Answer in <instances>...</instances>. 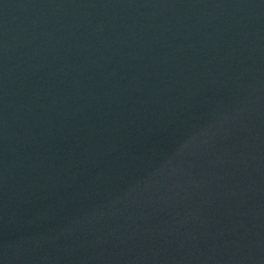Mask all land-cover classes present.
Returning a JSON list of instances; mask_svg holds the SVG:
<instances>
[{
  "label": "water",
  "instance_id": "water-1",
  "mask_svg": "<svg viewBox=\"0 0 264 264\" xmlns=\"http://www.w3.org/2000/svg\"><path fill=\"white\" fill-rule=\"evenodd\" d=\"M0 264H264V0H0Z\"/></svg>",
  "mask_w": 264,
  "mask_h": 264
},
{
  "label": "clouds",
  "instance_id": "clouds-1",
  "mask_svg": "<svg viewBox=\"0 0 264 264\" xmlns=\"http://www.w3.org/2000/svg\"><path fill=\"white\" fill-rule=\"evenodd\" d=\"M210 128L208 129H203L200 132L196 133L193 135L189 140H187L184 145H182L180 152H183L186 149L192 148L199 140L201 137L208 136L210 133Z\"/></svg>",
  "mask_w": 264,
  "mask_h": 264
}]
</instances>
